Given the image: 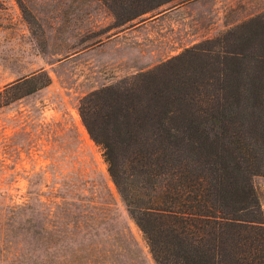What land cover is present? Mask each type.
I'll list each match as a JSON object with an SVG mask.
<instances>
[{"label":"rangeland","instance_id":"374dc122","mask_svg":"<svg viewBox=\"0 0 264 264\" xmlns=\"http://www.w3.org/2000/svg\"><path fill=\"white\" fill-rule=\"evenodd\" d=\"M162 1L0 0V264H156L81 99L163 64L169 82L191 81L207 59L196 44L264 12ZM253 184L264 220V175Z\"/></svg>","mask_w":264,"mask_h":264},{"label":"trees","instance_id":"16d2710c","mask_svg":"<svg viewBox=\"0 0 264 264\" xmlns=\"http://www.w3.org/2000/svg\"><path fill=\"white\" fill-rule=\"evenodd\" d=\"M241 23L195 45L191 81L163 64L81 99L156 264H264V12Z\"/></svg>","mask_w":264,"mask_h":264},{"label":"crops","instance_id":"0c3cea01","mask_svg":"<svg viewBox=\"0 0 264 264\" xmlns=\"http://www.w3.org/2000/svg\"><path fill=\"white\" fill-rule=\"evenodd\" d=\"M263 12V11H262ZM259 13H261V12H259ZM259 13H256V14H259ZM255 15V14H254ZM254 15H252L251 17H253ZM248 18V17H247ZM246 20V18L244 19V21ZM241 22H243V20L241 21Z\"/></svg>","mask_w":264,"mask_h":264}]
</instances>
